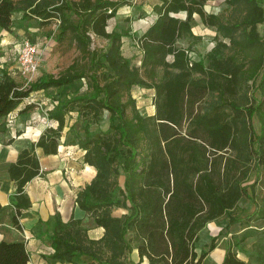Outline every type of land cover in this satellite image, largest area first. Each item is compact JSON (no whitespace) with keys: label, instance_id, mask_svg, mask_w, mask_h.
I'll return each mask as SVG.
<instances>
[{"label":"trees","instance_id":"16d2710c","mask_svg":"<svg viewBox=\"0 0 264 264\" xmlns=\"http://www.w3.org/2000/svg\"><path fill=\"white\" fill-rule=\"evenodd\" d=\"M206 1L153 3L154 19L137 37L141 57L135 65L121 51L125 32L106 30L125 0H0V29L12 30L17 9L21 18L33 17L42 24L58 19L59 36L69 35L86 56L87 67L109 69L101 79L96 71L88 75L84 91L46 94L48 125L30 148L21 149L15 161L3 165L15 190L9 205L0 204V223L7 214L10 225L20 228L18 217L30 206L24 186L42 173L34 149L55 154L63 144L81 149L82 163L95 170L91 180L77 189L74 201L103 233L89 238L83 219L71 215L64 221L55 212L49 235L51 259L73 264H138L143 258L147 264H203L215 248V236L207 249L197 251L198 233L223 215L228 218L225 228L236 222L229 211L242 196L254 205L258 225L245 223L238 240L264 233V40L257 31L264 10L259 0H226L240 16L223 21L205 11ZM179 12L185 16H176ZM195 14L228 38L240 61L220 56L221 42L206 53L205 60L193 59L188 47L176 44L178 38L191 34ZM93 36L106 39V49H91ZM84 76V70L70 65L23 86L1 71L0 139L11 125V114L43 108L39 101L28 99L32 93L61 88ZM135 85L153 90L152 114L139 112L131 94ZM209 93H215V100L206 106L203 100ZM103 110L108 112L107 129L92 132L90 125ZM73 112L75 120L80 119L77 129L70 122ZM254 114L259 133L252 124ZM119 170L122 185L116 181ZM113 208H121L122 213L113 215ZM237 244L226 247L219 264H250L237 256ZM132 250L138 262L131 259ZM28 258L23 240H0V264H27Z\"/></svg>","mask_w":264,"mask_h":264},{"label":"rangeland","instance_id":"374dc122","mask_svg":"<svg viewBox=\"0 0 264 264\" xmlns=\"http://www.w3.org/2000/svg\"><path fill=\"white\" fill-rule=\"evenodd\" d=\"M17 1V0H14ZM126 2L118 7L116 14L107 22V31H122L125 34L121 39V51L124 56L129 58L131 63L137 65L140 57V52L137 44V37L151 24L154 19V13L151 11V6L157 0H125ZM264 10V0H259ZM204 9L206 12L216 14L221 20H233L239 18L240 13L237 9L233 10L226 0H207ZM66 15L73 21H77V17L71 12H66ZM22 12L15 10L13 12V28L11 31L0 29V73L1 71L8 72L17 82L25 86L28 82L35 80L40 75L52 74L57 75L63 72L68 66L75 65L78 69L85 71L86 76L76 80L70 85L61 88H51L46 92L38 91L29 96L30 101H39L43 106H37L34 111L17 116L15 113L9 116L10 123L13 124L8 132L16 131L17 128L25 126L27 123L39 122L48 125V120L45 116L44 110L50 106V101L46 94L59 93L76 94L84 91L88 87V81L91 73L96 71L101 79L109 73L108 67H99L90 69L87 67V58L83 53H80L71 41L69 35L59 36V22L56 19L50 20L48 23L42 24L36 18H21ZM176 16L184 17V12H179ZM191 34H186L176 40V44L181 47H188L189 55L193 59L205 60L206 53L210 51L216 43H224V46L219 47V54L222 57L232 56L235 61H240V55L237 50L230 45L228 38L219 34L214 27L204 25L199 17L195 14L190 21ZM257 31L259 37L264 40V20L257 24ZM28 40L36 44L38 54L35 58L37 68L35 71L26 72L19 65L17 59V51L20 47V42ZM108 41L100 37H92L90 48H97L104 50L108 46ZM249 83H251L249 81ZM254 90V89H253ZM252 90V91H253ZM131 94L135 99L136 106L139 112L143 115L152 114L154 106L152 104V89H147L139 85L133 86ZM256 97H259L257 90H254ZM215 100V93H209L204 98V105L211 106ZM75 113H72L74 129L80 125V119L75 120ZM108 112L103 110L96 123H92L89 129L92 132L107 129ZM40 124V126L42 125ZM252 124L256 132L260 129V122L257 114L252 117ZM55 125V123H53ZM67 127L64 128V131ZM2 144H6L4 137ZM9 143V142H8ZM7 143V144H8ZM118 185L123 183V173L119 170L116 175ZM113 215H120L121 208H113L111 210ZM236 222L225 228L228 223L227 215H223L215 220L208 222L204 228L198 233L196 241L197 251L207 249L213 236H215V248L226 249L228 245L234 247L235 241H238L237 248L235 247L237 256L250 264H264V233L259 231L246 237L243 241L238 240L245 228L243 225L250 224L249 227L258 225V221L253 218V212L250 214L244 204L236 205V207L229 211ZM84 226H90L93 223L91 219L84 216ZM213 250H211L213 252ZM210 251V252H211ZM205 256V260L208 256ZM214 253L212 254V256ZM132 254H130V257Z\"/></svg>","mask_w":264,"mask_h":264},{"label":"crops","instance_id":"0c3cea01","mask_svg":"<svg viewBox=\"0 0 264 264\" xmlns=\"http://www.w3.org/2000/svg\"><path fill=\"white\" fill-rule=\"evenodd\" d=\"M138 49L141 57L139 46ZM40 124L42 123H27L25 126L17 128L16 131H20L19 135L15 134L16 131L8 132L13 127L11 124L2 136L5 142L8 143L10 139L11 142L2 144V138L0 139L1 205L10 204V195L15 190V183L6 176L3 165L15 161L17 153L21 149L30 148L31 142L36 141L45 128V125L40 126ZM34 152L39 159L42 173L32 178L24 186V191L30 200V206L23 210L18 217L19 229L10 225L6 214L4 222L0 223V240H23L29 255L27 264H73L50 258L52 248L49 235L54 221V213L58 212L64 221L71 215L74 218L84 219L85 212L78 208L74 199L77 189L91 180L95 170L92 166L82 163L83 151L76 145L59 144L55 154L45 155L40 148H35ZM253 177L254 174L250 177V181ZM241 204L247 207L250 214L254 211V205L245 196L238 200L237 205ZM9 211L10 209L7 210V212ZM102 233L103 228L101 227L94 224L87 226L89 238L97 239ZM210 253L208 259H203V264H219L224 256L225 248H216ZM131 254V259L138 262L139 257L136 250H132ZM82 260L87 263L89 258L83 257ZM138 264H147V260L143 258Z\"/></svg>","mask_w":264,"mask_h":264},{"label":"built area","instance_id":"2783aa9c","mask_svg":"<svg viewBox=\"0 0 264 264\" xmlns=\"http://www.w3.org/2000/svg\"><path fill=\"white\" fill-rule=\"evenodd\" d=\"M59 22L58 19H56ZM38 54V48L36 44L23 40L20 42V47L17 51V59L21 68L26 72L35 71L37 68L36 56Z\"/></svg>","mask_w":264,"mask_h":264}]
</instances>
